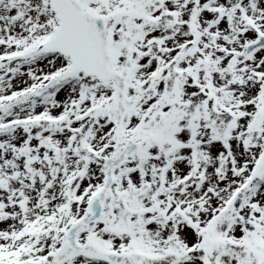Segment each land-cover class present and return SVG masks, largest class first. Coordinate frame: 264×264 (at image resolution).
<instances>
[{
    "label": "snow or ice",
    "instance_id": "6c2138e0",
    "mask_svg": "<svg viewBox=\"0 0 264 264\" xmlns=\"http://www.w3.org/2000/svg\"><path fill=\"white\" fill-rule=\"evenodd\" d=\"M0 264H264V0H0Z\"/></svg>",
    "mask_w": 264,
    "mask_h": 264
}]
</instances>
